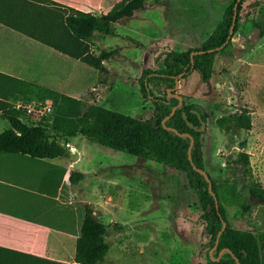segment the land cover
Instances as JSON below:
<instances>
[{
    "label": "rangeland",
    "instance_id": "374dc122",
    "mask_svg": "<svg viewBox=\"0 0 264 264\" xmlns=\"http://www.w3.org/2000/svg\"><path fill=\"white\" fill-rule=\"evenodd\" d=\"M256 1H260L258 6ZM233 2L147 0L146 9L116 23L118 35L96 34L90 40L91 52L120 49L117 57L106 62L108 75L84 62H73L71 68L80 74V81L75 83L80 91L78 97L133 116L150 117L154 106L143 98L138 84L143 69L162 67L169 50L199 48ZM107 11L108 8H101L92 12ZM239 12L232 45L215 57L212 86L198 83L199 74L193 72L180 80L178 92L186 95L185 102L197 103L209 112L202 136V157L205 169L217 181L221 201L233 225L264 236V204L250 200L248 191L253 181L264 189V122L256 121L252 130H239L235 135L221 130L217 124L218 118L243 107L231 88L234 80L229 62L259 39L260 31L253 20L264 21V0H243ZM65 66L69 64L64 62ZM245 139L247 146L241 149L239 143ZM60 141L82 161L76 168L87 172L83 191L92 187L85 200L94 201L98 207L96 217L109 225L107 240L111 248L105 264H206L202 210L184 173L103 146L82 135L68 142L77 148L76 152L64 140ZM241 150L250 154L249 170L235 162ZM100 192L106 194V204L99 198ZM249 202L250 211L243 212V203Z\"/></svg>",
    "mask_w": 264,
    "mask_h": 264
},
{
    "label": "trees",
    "instance_id": "16d2710c",
    "mask_svg": "<svg viewBox=\"0 0 264 264\" xmlns=\"http://www.w3.org/2000/svg\"><path fill=\"white\" fill-rule=\"evenodd\" d=\"M242 1L238 7L232 38L225 47L216 50L226 42L230 34L237 0L225 10L220 22L199 48H189L186 51L169 50L165 53L162 67L143 69L138 84L143 98L150 100L154 106L150 117L133 116L15 77L8 76L11 79L9 83L0 81V86H14L15 91H11L14 101L23 98L44 102L50 98L53 102L52 122L36 123L28 119L22 111L14 109L11 103L0 101L2 116L9 123V127L0 133V153L30 155L35 158L68 156L69 151L60 139L68 143L71 138L82 135L114 150L172 167L185 174L191 189L197 194L207 238L203 245L208 251L206 264H264V236L254 230L233 225L221 201L217 181L204 166V131L191 128L184 118L186 113L188 120L201 128V119L194 112L200 111L201 105L184 101L166 124H163L164 118L180 102L175 94L186 98L185 94L178 92V81L186 79L193 72L199 74L200 84L212 79L216 55L224 53L232 45L233 36L238 31ZM259 4L260 1H256V5ZM146 8L147 0H120L104 13L76 9L54 0H0V21L91 65L100 74L108 75L110 70L106 62L117 57L120 49L91 52L90 40L96 34L118 35L116 23L131 19L138 11ZM253 24L259 28V38H262L264 21L253 20ZM129 39L135 41L133 38ZM135 43L140 46L138 41ZM200 50L204 52H198ZM202 118L206 122L209 118V112L205 109ZM217 124L221 130L231 135H235L239 130L250 131L253 128L251 110L247 107L237 108L227 116L218 118ZM182 133L194 136L193 162L189 158L191 138L181 135ZM239 146L241 149L246 148L247 140L241 141ZM235 162L242 164L244 170H249L250 154L241 150ZM195 165L209 173L213 183L212 190L218 198V206L208 188V181L194 168ZM83 176L81 171H71L69 179L72 183H77ZM248 191L250 200L256 199L264 204V189L259 182L250 183ZM251 207V202L243 203L242 211L248 212ZM224 221L227 227L219 235ZM114 226L122 228L118 223H114ZM109 233V225L96 217L90 204H85L74 260L81 264H105L111 248L107 240ZM215 246L211 255L209 250ZM224 248L228 250L220 255Z\"/></svg>",
    "mask_w": 264,
    "mask_h": 264
},
{
    "label": "crops",
    "instance_id": "0c3cea01",
    "mask_svg": "<svg viewBox=\"0 0 264 264\" xmlns=\"http://www.w3.org/2000/svg\"><path fill=\"white\" fill-rule=\"evenodd\" d=\"M54 1L93 11L109 10L120 0ZM79 61L0 21V81L9 83L8 76L15 77L78 97L75 83L80 74L71 66ZM64 62L69 66L64 67ZM229 63L234 80L231 88L243 107L251 110L254 127L256 121L264 122V36ZM11 91L14 86H0V101L12 104ZM7 127L0 110V133ZM80 164L78 156L70 152L55 158L0 153V264H81L74 256L84 205L90 204L96 216L98 207L94 201H86L92 187L83 191L88 176L86 170L76 168ZM71 171H81L84 176L72 183ZM105 196L100 192L99 198L106 204Z\"/></svg>",
    "mask_w": 264,
    "mask_h": 264
},
{
    "label": "water",
    "instance_id": "95a60500",
    "mask_svg": "<svg viewBox=\"0 0 264 264\" xmlns=\"http://www.w3.org/2000/svg\"><path fill=\"white\" fill-rule=\"evenodd\" d=\"M240 2H241V0H237V2H236V4H235V7H234V17H233V22H232V25H231V30H230V34H229L228 38H227L226 42H225L221 47H218L216 50H219L220 48L225 47V45H226V44L230 41V39L232 38L233 31H234V28H235V25H236V20H237V16H238V7H239ZM210 50H211V51H214L215 49H210ZM198 52H204V51H203V50H200V51H198ZM179 82H180V81L177 82V86H179ZM207 85H208L209 87L212 86L211 80L207 82ZM175 96H177V97L180 99V102H179L178 105H176L175 107H173L172 112L164 118V120H163V124H164V125L166 124V121H167L172 115L175 114L177 108H178L179 106L183 105L184 98H183L180 94H175ZM194 112H195L196 114H198V116H199L200 119H201V125H202L201 128H198L197 126L194 125V123H192L191 121H189V120H188V116H187L186 113H184V118H185V120L188 122V124H189V126H190L191 128H193V129H197V130H201V131H204V130L206 129V126H207V122L202 118V114L204 113V108H203L202 106H200V111H199V110H194ZM171 129L177 131V130L174 129V128H171ZM181 135H183V136H189V137L191 138L190 147H189V158H190V160L193 162V159H192V148H193V145H194V142H195L194 136H193L192 134H190V133H182ZM194 168H195L197 171H199L200 173H202V174L205 176L206 180L208 181V188H209V190L213 193V195H214V197H215L216 205L218 206V203H219V202H218V198H217L216 194H215V193L213 192V190H212L213 183H212V179L210 178L209 173H208L205 169L198 168L196 165L194 166ZM209 209H211V206H209ZM226 227H227V223L224 221V222H223V227H222V229H221L219 235L225 230ZM215 248H216V246H215L213 249H211V251H210V254H211V255L213 254V251H214ZM226 250H228V249H227V248L222 249L221 252H220V255H222V253H223L224 251H226Z\"/></svg>",
    "mask_w": 264,
    "mask_h": 264
},
{
    "label": "built area",
    "instance_id": "2783aa9c",
    "mask_svg": "<svg viewBox=\"0 0 264 264\" xmlns=\"http://www.w3.org/2000/svg\"><path fill=\"white\" fill-rule=\"evenodd\" d=\"M12 106L14 109L22 111L33 122H52L53 102L50 99L42 102L35 99L26 100L19 98L12 102ZM67 145L71 147L69 143Z\"/></svg>",
    "mask_w": 264,
    "mask_h": 264
}]
</instances>
